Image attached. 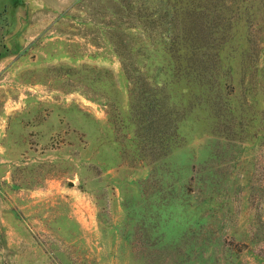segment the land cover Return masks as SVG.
<instances>
[{
	"label": "rangeland",
	"instance_id": "obj_1",
	"mask_svg": "<svg viewBox=\"0 0 264 264\" xmlns=\"http://www.w3.org/2000/svg\"><path fill=\"white\" fill-rule=\"evenodd\" d=\"M0 264H264V0H0Z\"/></svg>",
	"mask_w": 264,
	"mask_h": 264
}]
</instances>
